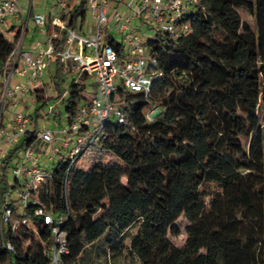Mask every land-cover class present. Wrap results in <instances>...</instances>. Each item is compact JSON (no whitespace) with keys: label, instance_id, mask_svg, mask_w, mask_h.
Segmentation results:
<instances>
[{"label":"trees","instance_id":"16d2710c","mask_svg":"<svg viewBox=\"0 0 264 264\" xmlns=\"http://www.w3.org/2000/svg\"><path fill=\"white\" fill-rule=\"evenodd\" d=\"M85 3L71 13L69 27L81 30ZM183 22L185 36L147 40L150 73L162 74L149 94L118 88L114 101L124 123L108 121L105 138L80 166L86 153L74 165L56 161L36 198L3 226L0 264H51L52 226L36 215L39 207L54 224L65 219L61 264H95L98 257L106 264H264V0H198ZM20 38V29L0 31V76ZM110 44L123 58L124 46ZM56 64L58 96L38 87L33 118L61 104L71 123L90 76H72L57 103L66 90L63 65ZM152 110L158 115L149 120ZM35 140L28 133L4 164ZM6 186L2 178L0 201ZM182 216L187 239L178 248L169 230Z\"/></svg>","mask_w":264,"mask_h":264},{"label":"built area","instance_id":"2783aa9c","mask_svg":"<svg viewBox=\"0 0 264 264\" xmlns=\"http://www.w3.org/2000/svg\"><path fill=\"white\" fill-rule=\"evenodd\" d=\"M21 2L0 0V31L4 32L3 27L9 21L21 20ZM81 2L56 0L53 5L56 12L50 22L55 32L44 40V44L36 42L30 50L22 48V34L3 66L0 76V167L11 169L14 182L11 187L7 182L6 192L0 201L1 235L3 226L13 219L15 211L22 213L32 198H36L39 186L51 179L52 167L44 166L46 157L40 156L35 141H41L48 147L51 154L46 159L52 166L58 155L60 159L64 158L62 150L68 151V159L74 165L92 145L105 138L108 121L123 124L124 111L114 101L118 88L148 95L153 79L162 75L150 73L154 59L147 40L143 38L144 32H152V37L171 40L185 36L189 27L183 22L184 15L197 5L198 0H86V11L90 13L94 26L83 29L82 24L79 30L80 18L76 22L78 28L69 27L68 21ZM32 22L39 28L48 25L44 14H34ZM114 31L121 36L118 42L125 49L123 58L110 44L115 40ZM52 62H59L73 73L72 76L88 73L99 87L98 93H86V100L77 108L68 128L42 129L38 119L23 111L7 117V108L16 107L21 99L37 102L35 90L42 86L39 80ZM15 77L23 78L24 82H16L13 86ZM67 95L66 90L57 103ZM54 108L55 105H49L40 115V121L49 120ZM154 111L149 112V120H152L150 115ZM30 132H35L36 140L21 149L7 165L4 164L9 153ZM36 215L43 217L46 225L52 226L50 261L51 264H61V255L68 251L67 234L62 228L65 219L59 218L54 224L53 217L41 207L36 210ZM6 246L11 249L9 243Z\"/></svg>","mask_w":264,"mask_h":264},{"label":"rangeland","instance_id":"374dc122","mask_svg":"<svg viewBox=\"0 0 264 264\" xmlns=\"http://www.w3.org/2000/svg\"><path fill=\"white\" fill-rule=\"evenodd\" d=\"M36 2H42L43 0H35ZM40 9V7H35V10ZM241 15L243 17V19L245 21H247L250 25L254 26L255 25V21L253 16L248 13V12H241ZM94 26V22L91 19L90 13L87 12L86 14V19L85 22L83 23V29L88 28V27H93ZM114 35V39L116 41H119L121 36L118 35L116 33V31L113 32ZM153 36L152 32H144L143 38L144 40H148ZM73 73L70 72L66 67H63V73L60 74L61 79L63 80L61 82V88L66 90L68 88V85L70 83V78L72 77ZM58 76V67L56 62H52L50 63V65L48 66V68L44 71V73L42 74L39 82L46 88L47 90V96H53L54 99L58 96L57 91H56V87L54 85L55 80H57ZM16 82H24L23 78H18L15 77L12 80V85L14 86L16 84ZM99 91V87L97 85H95V80L93 78H90L87 81V88H86V93L88 95H93L95 93H98ZM58 101V98L56 100V102ZM38 108V104L37 103H32L31 101H29L28 98H24L22 100H20L17 104L16 107L13 106H9L6 110V116H12L14 114H16V112L18 111H23L26 115H31L32 117L36 116V109ZM47 110V108H43L39 111V115H41L43 112H45ZM54 112L60 116H57L56 119H54L53 116H51V118L49 120H47L46 122H42L40 121V118H38L39 122V127L40 128H48L51 130H58V129H62V128H68V122H67V113L65 111V106L58 104V106L55 108ZM264 113V112H263ZM156 115H158V111L155 110L153 112V115H150V118H154ZM35 148L37 150H39L40 156L41 157H46L48 158L50 156V150L48 149V147H46L41 141H35L34 143ZM63 154H64V158L68 159V151L66 150H62ZM91 154V153H90ZM88 156V153H86L84 155V157H82V159H80L79 162V166L82 164L84 158ZM45 158L44 160V166L46 167H52V163L49 162L47 159ZM61 157L58 155L56 157V161H58ZM102 159L104 161H108L109 157L107 156H102ZM2 178H5L6 181L8 182L9 186L11 187L13 185L14 182V178L12 176V171L11 169L7 168L2 169V167H0V180ZM188 226V221L186 220V218L184 216L180 217L178 219L177 222H175L170 230H169V238L171 240V242L178 248H182L186 242L187 239V232H186V228ZM106 261H108L109 263V259H105L103 257H98L95 258V264H106ZM122 261L119 259H116L115 261H113V259L111 260V264H121Z\"/></svg>","mask_w":264,"mask_h":264},{"label":"crops","instance_id":"0c3cea01","mask_svg":"<svg viewBox=\"0 0 264 264\" xmlns=\"http://www.w3.org/2000/svg\"><path fill=\"white\" fill-rule=\"evenodd\" d=\"M55 1L56 0H43L42 2H36L35 0H22L20 5L21 20L9 21L8 24L3 27V31L7 32L14 28L18 31L20 29L21 35L23 34L22 48L25 50L32 49L34 44L39 41L44 44V40L55 32V29L50 24L56 12L53 10ZM36 6L40 7V9L35 10ZM34 14L46 15L48 19L47 27H36L32 22V16Z\"/></svg>","mask_w":264,"mask_h":264}]
</instances>
